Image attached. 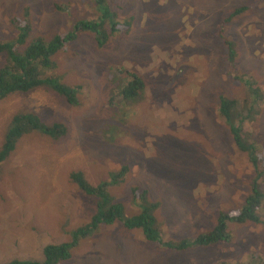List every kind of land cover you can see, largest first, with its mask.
Returning <instances> with one entry per match:
<instances>
[{
  "label": "rangeland",
  "instance_id": "rangeland-1",
  "mask_svg": "<svg viewBox=\"0 0 264 264\" xmlns=\"http://www.w3.org/2000/svg\"><path fill=\"white\" fill-rule=\"evenodd\" d=\"M108 4L120 24L116 33L99 45L81 32L54 56L53 75L78 86L75 105L42 87L0 99V142L16 112L65 127L56 139L22 134L0 163V263L40 260L43 245L70 241L68 232L89 221L94 198L77 188L72 171L94 185L124 166L107 189L127 213L135 210L130 190L147 191L158 204L162 242L194 237L218 212L240 207L255 172L217 114L219 94L235 100V122L255 142L264 169V0ZM237 7L242 11L231 15ZM95 17L92 0H0V40L16 33L17 22L49 37ZM116 72L140 76L139 101L120 100ZM259 185L264 192V175ZM257 213L259 222H226L228 240L181 251L119 222L101 224L77 238L63 264H264V198Z\"/></svg>",
  "mask_w": 264,
  "mask_h": 264
},
{
  "label": "trees",
  "instance_id": "trees-1",
  "mask_svg": "<svg viewBox=\"0 0 264 264\" xmlns=\"http://www.w3.org/2000/svg\"><path fill=\"white\" fill-rule=\"evenodd\" d=\"M108 2L109 0H92L93 7L96 10L95 19H75L66 31L55 32L49 37L31 35L28 22L23 24L17 22L14 25L16 33L9 39L0 40V52L4 55V62L0 65V99L14 92H26L36 87H42L58 94L69 104L75 105L77 103L78 86L66 85L60 82L57 76L53 75L55 69L54 56L59 50H63L68 43L72 42L80 32L92 33L93 39L99 45L105 42L108 34L115 30L114 18L116 17V13L110 8ZM240 11L242 9L237 7L230 14L233 15ZM125 23H128V21ZM225 42L230 45L226 53V59L230 62L234 55L231 48L232 43L229 40H225ZM116 82L122 83L118 84ZM114 86H120L118 96L125 104L137 102L143 96L144 83L140 76L132 72H116ZM252 92L257 99H260L257 89H252ZM235 105V100L221 94L216 98L218 116L227 125L236 150L245 153L255 175L249 184L250 191L244 197L241 206L228 213L218 212L211 228L205 232L197 233L191 238L162 242L157 228L158 223L154 216L158 204L156 201L147 198V191H141L137 186L130 190V200L135 206V210L131 213H126L125 206L121 202L113 201L114 197L110 195L107 187L123 176L124 166L111 179L99 181L94 185L84 178L81 171H72L69 178L77 188L81 190L82 194L91 195L94 198L95 208L89 221L83 226L68 232L71 236L70 241L43 245L40 260L13 258L0 264H63V261L68 259L70 255V248L75 245L79 236L90 234L99 224H110L114 221L120 222L126 228L139 229L146 240L156 242L175 251L228 240L230 233L226 230L227 221L259 222L257 210L261 204V199L264 198V192L261 190L260 185L258 186V183L259 178L264 175V169L258 167L255 142L250 136L245 139L240 126L235 122ZM246 110L251 112L253 109L247 106ZM255 114L256 111L254 110L251 119L254 118ZM64 130L63 124L57 122L45 124L32 112L14 113L8 125L5 126L1 137L0 163L10 154L17 139L22 134L39 132L56 139L64 133Z\"/></svg>",
  "mask_w": 264,
  "mask_h": 264
},
{
  "label": "clouds",
  "instance_id": "clouds-1",
  "mask_svg": "<svg viewBox=\"0 0 264 264\" xmlns=\"http://www.w3.org/2000/svg\"><path fill=\"white\" fill-rule=\"evenodd\" d=\"M114 22H115V25H114L115 30H114L112 33H116L117 30H118V25H120L119 22H117V20H116L115 18H114ZM80 33H81V32H80ZM113 201L118 202V201H116V200H114V199H113ZM93 212H94V211H93ZM126 213H127V212H126ZM116 222H118V221H116ZM119 223H120V222H119ZM120 224H121V223H120ZM99 225H101V224H99ZM99 225H98V226H99ZM121 225H122V224H121ZM122 226H123V225H122ZM123 227H124V226H123ZM128 229H132V228H128ZM134 229H136V228H134ZM91 233H92V232H91ZM91 233H90V234H91ZM57 243H58V242H57Z\"/></svg>",
  "mask_w": 264,
  "mask_h": 264
},
{
  "label": "flooded vegetation",
  "instance_id": "flooded-vegetation-1",
  "mask_svg": "<svg viewBox=\"0 0 264 264\" xmlns=\"http://www.w3.org/2000/svg\"><path fill=\"white\" fill-rule=\"evenodd\" d=\"M227 222H230V221H227Z\"/></svg>",
  "mask_w": 264,
  "mask_h": 264
}]
</instances>
